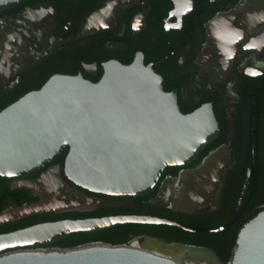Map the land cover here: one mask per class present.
I'll return each instance as SVG.
<instances>
[{"label":"water","instance_id":"95a60500","mask_svg":"<svg viewBox=\"0 0 264 264\" xmlns=\"http://www.w3.org/2000/svg\"><path fill=\"white\" fill-rule=\"evenodd\" d=\"M22 1L0 0V9ZM219 135L213 105L182 111L177 92L166 90L163 76L144 61L143 54L130 64L106 63L97 82L81 74L53 75L40 89L0 110V175L20 178L16 186L39 196L37 202L0 212V225L69 207L63 191L71 189V183L106 195L150 193L168 166L192 164ZM66 147L64 163L57 162ZM232 162V146L223 143L201 164L167 177L157 202L187 212L209 210L217 203L214 194ZM249 163L256 164V138ZM251 166L235 211L219 227L193 228L147 214L40 222L0 233V264H264V209L242 226L228 263L209 246L147 234L126 245L99 242L65 250L24 249L128 223L168 224L192 232L226 230L250 200Z\"/></svg>","mask_w":264,"mask_h":264},{"label":"flooded vegetation","instance_id":"af4514ba","mask_svg":"<svg viewBox=\"0 0 264 264\" xmlns=\"http://www.w3.org/2000/svg\"><path fill=\"white\" fill-rule=\"evenodd\" d=\"M141 54L163 76L166 90L177 92L181 109L213 105L220 126L227 127V140L218 146H232L243 122L246 94L264 89V0H24L2 8L0 110L40 89L53 75L81 74L97 82L106 63L130 64ZM233 164L234 158L218 184L216 205L189 213L225 210L232 195ZM195 166H182L178 174ZM171 175L162 179L156 202ZM19 179L10 178V185L18 187ZM71 184L63 191L71 205L56 211L95 212L120 204ZM218 213L209 219L217 220Z\"/></svg>","mask_w":264,"mask_h":264},{"label":"trees","instance_id":"16d2710c","mask_svg":"<svg viewBox=\"0 0 264 264\" xmlns=\"http://www.w3.org/2000/svg\"><path fill=\"white\" fill-rule=\"evenodd\" d=\"M246 95L247 98L243 108V122L238 127L235 137L231 142L234 158V164L229 173L230 183L232 184H230L232 195L227 200L223 212L218 213L217 210L212 214L189 213L175 210L163 202H156L158 190L164 176L167 174L177 175L180 168H182V166H168L150 193L121 196L104 195L111 200H119L120 204L117 206H104L95 212L50 211L35 213L23 219L9 221L0 225V233L10 232L46 221L117 214H147L165 217L193 228L219 227L235 211L238 198L241 194L246 169L248 166H251L249 163L251 159V146L253 144V138H256V164L251 166V186L253 187V191L243 213L228 229L217 232H192L168 224L128 223L92 233H73L57 243L52 244L53 247L64 250L97 244L99 242L112 245H126L137 236L152 234L163 237L168 241L209 246L218 253L225 263L232 261L240 229L248 220L264 209V89L256 95H251L250 93ZM182 111L187 112V109L182 108ZM220 128V136L203 150L197 161L187 166H195L201 162L202 157L207 152L227 140V127L221 123ZM67 152L68 147L61 153L57 162L63 164ZM37 199L30 188H13L10 185V178L0 175V212L11 204L21 205L25 202H35ZM217 213V220L209 219L210 215H217Z\"/></svg>","mask_w":264,"mask_h":264},{"label":"bare ground","instance_id":"6f19581e","mask_svg":"<svg viewBox=\"0 0 264 264\" xmlns=\"http://www.w3.org/2000/svg\"><path fill=\"white\" fill-rule=\"evenodd\" d=\"M100 14V13H99Z\"/></svg>","mask_w":264,"mask_h":264}]
</instances>
